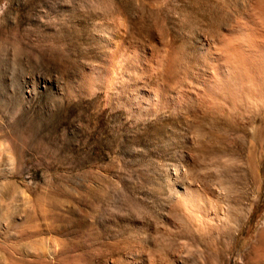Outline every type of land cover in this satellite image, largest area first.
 I'll list each match as a JSON object with an SVG mask.
<instances>
[{"label": "rangeland", "instance_id": "1", "mask_svg": "<svg viewBox=\"0 0 264 264\" xmlns=\"http://www.w3.org/2000/svg\"><path fill=\"white\" fill-rule=\"evenodd\" d=\"M263 3L0 0V264H264V87L204 84Z\"/></svg>", "mask_w": 264, "mask_h": 264}, {"label": "bare ground", "instance_id": "2", "mask_svg": "<svg viewBox=\"0 0 264 264\" xmlns=\"http://www.w3.org/2000/svg\"><path fill=\"white\" fill-rule=\"evenodd\" d=\"M263 6H264V3H263ZM262 17L264 16L262 15ZM259 34L261 37L264 36L260 32ZM257 35H258V32H257ZM260 36H257V37H260ZM255 38H256V35L252 31H250L249 33L242 32L240 33L239 38H231L229 40H226V41L222 40L216 43L218 48L221 46V48L223 47L225 48L227 52L231 53V57L220 58V56H217V57H214V59H212V62L214 63L213 64L214 74L210 76V78L206 81V83H204L207 86L206 90H207L209 97L212 100H214V102L216 101V104H218V106H214V109L216 110V112H219L221 114L226 112L225 107L221 106L220 103L223 104L224 102L228 100L230 101L232 100L236 102V100L238 101L239 99H241V96H242L241 94H244L246 91H248L247 93H253L254 91H256L258 87H264V49L258 48L259 46L257 48L254 46V44L256 43V41H254ZM235 41H238L241 44ZM242 44H244L245 46H248V48L246 49L245 46L242 47ZM231 107L244 109L245 106H231ZM93 190H96V189H93ZM183 205L188 210H192L190 209L192 208L191 202L188 199H184ZM95 207L97 206L95 205Z\"/></svg>", "mask_w": 264, "mask_h": 264}]
</instances>
